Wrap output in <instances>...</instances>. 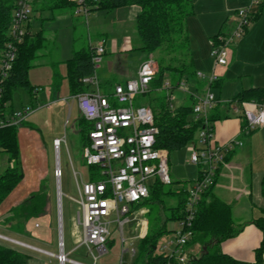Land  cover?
I'll return each mask as SVG.
<instances>
[{
    "label": "rangeland",
    "instance_id": "rangeland-1",
    "mask_svg": "<svg viewBox=\"0 0 264 264\" xmlns=\"http://www.w3.org/2000/svg\"><path fill=\"white\" fill-rule=\"evenodd\" d=\"M252 0H247L244 4L240 0H193V14L187 20V35L189 40L184 42L180 48L158 49L151 53L157 63L161 60L164 65L179 66L190 63L195 57L201 59L208 55L211 44V37L220 31H230L232 25L237 22V11L246 8ZM39 4V2L37 3ZM42 4L39 5V8ZM260 10V4L255 5L253 12ZM140 12L137 5L118 7L111 11L93 10L88 15L77 14L69 7L62 10H34L30 15L31 30L34 34L43 31L46 37L45 47L39 52V57L35 60V66L29 71V80L32 87L47 94L52 88L49 84L52 80L53 71L60 70L64 75V86L60 89V97H64L52 103L50 107H45L48 100L40 101L38 97H33L25 87H18L12 96V103L15 110L20 111L23 106H30L35 109L30 118L18 128V138L20 145V157L18 160L11 159L9 153L0 152V174L9 166H20L23 168L27 181L37 183L48 195V213L41 219L32 221L27 226L28 233L21 236L14 229H3L0 233L9 237L21 240L34 247H42L46 250L58 253L60 251V240L63 239L65 252L69 258L92 263V258L87 254L86 246L76 248L82 238V227L78 225V214L80 206L71 198H78V187L75 178V171L82 174L86 180L89 169L84 157V139L88 135L87 123L80 124L81 117L79 100L70 96V88L66 86V76H68L67 60L73 56L74 51L90 46L97 47L104 44L107 53L100 66H108V62H116V58H126L127 65L131 68L132 77L137 76V68L140 60L146 57V53L133 48L141 44V39L137 33L135 17ZM236 14V17H235ZM64 15V16H63ZM236 21V22H235ZM253 21L249 22L248 28ZM247 28V29H248ZM183 39L181 38L180 41ZM238 39L233 43L236 44ZM131 47L132 49H130ZM211 46V50H212ZM126 49H129L126 51ZM127 54V55H126ZM125 59V60H126ZM63 61L56 66L52 62ZM59 66V68H58ZM97 78H101V90L108 94L113 91L114 84L107 78L98 76L102 71L101 67L96 69ZM158 70V65H157ZM45 87V88H39ZM92 87V86H91ZM93 88V87H92ZM172 94L181 97L186 94L179 90H172ZM171 90L163 88L150 93L137 95L134 99V106H151L160 108L162 101L171 104L172 108L178 109L182 106L180 100H171ZM40 97H42L40 95ZM188 100L185 103H190ZM44 104V105H43ZM44 106V107H42ZM39 107H42L37 111ZM32 116V117H31ZM62 139L59 154L54 147V139ZM60 160L63 176L60 187L62 191V233L59 231V194L58 181L54 176V169ZM39 167V171L33 172V167ZM200 166L191 161V151L189 146L173 151L170 154V174L175 181H190L191 184L198 178ZM162 184V183H159ZM155 186V185H154ZM164 190L169 187L176 189L178 184L169 186L161 185ZM143 207L153 208L151 214L145 216L153 225V216L159 211V203H145ZM168 215L170 212L167 211ZM144 215H136L124 226V235L129 239V244H133L139 252L140 224ZM150 219V220H149ZM110 229L112 232L111 242L108 243V253L101 256L97 264H120L122 250V238L116 214H112ZM38 221L40 227H36ZM3 224L16 228V221L11 219L3 221ZM149 227V222H148ZM167 233L162 236L159 246H170L176 241L179 223L176 220H169L166 226ZM7 245L13 246L29 255L28 264H60L55 259L43 255L34 250L15 245L4 241ZM175 246V245H174ZM174 246H170L171 251ZM125 264H136L137 255L132 258L130 252L124 254ZM65 264H71L66 262Z\"/></svg>",
    "mask_w": 264,
    "mask_h": 264
},
{
    "label": "built area",
    "instance_id": "built-area-1",
    "mask_svg": "<svg viewBox=\"0 0 264 264\" xmlns=\"http://www.w3.org/2000/svg\"><path fill=\"white\" fill-rule=\"evenodd\" d=\"M36 0H14L11 22L6 33L3 47L0 49V129L10 126H21L35 111L30 106H23L20 111L13 109V103L5 98L6 85L12 74L19 48L23 44L28 32L30 15ZM76 5V13L88 15L92 5L90 0H70ZM97 1V0H94ZM261 0H252L246 8L237 11V22L230 31H223L215 39L211 56L216 65H227L229 47L236 39L243 37L249 22L255 14L253 8ZM106 48L104 44L94 47L92 61L97 69L104 60ZM157 73V62L152 56L146 57L138 68L135 78L116 83L113 91L105 94L101 90V83L96 71L86 76L82 82L89 86V90L75 95L79 100L81 117L91 127L88 130V142L84 146L83 157L87 164L95 166L96 179L85 180L82 174L75 171L78 187V198H71L80 206L78 225L82 227L83 237L76 248L82 245L88 249L92 263L71 259L65 252L64 241L60 240V251L56 257L60 264H97L101 256L108 253L109 239L112 237L110 224L112 214H116L121 231L122 256L120 264H125L124 254L130 252L132 258L137 255V249L129 244L124 235V226L136 215H145L146 207H137L150 195L152 186L157 183L171 184L170 155L165 148L157 147L156 135L159 132L155 123V114L151 106H134L137 95L149 91V86ZM199 78L205 79L209 85L217 80L215 73L197 72ZM167 81L165 86H169ZM184 82H180V89L186 91ZM93 88H92V87ZM39 90L35 89L37 94ZM195 99L193 120L201 121L204 125L199 130L196 140L188 144L191 151V161L200 166V176L189 188L186 218L178 221L176 241L170 246L161 247L163 252L177 256L181 263L189 260L192 250H185V246L192 236L190 230L195 217L197 206L203 191L212 185L219 167L225 163L227 153L243 141L232 138L225 144L213 142L214 126L210 120L211 111L216 107L218 99L208 88L204 94H192ZM245 126L243 133L258 129L264 124V96L262 101H243L240 103ZM62 139L54 140V147L58 154ZM54 176L58 181L59 194V231L62 233V191L60 187L63 172L58 159L54 169ZM138 238H143L141 230L147 224L142 218ZM38 226V224H37ZM0 239L14 243L21 247L42 250L21 240L0 233ZM43 251V250H42Z\"/></svg>",
    "mask_w": 264,
    "mask_h": 264
},
{
    "label": "trees",
    "instance_id": "trees-1",
    "mask_svg": "<svg viewBox=\"0 0 264 264\" xmlns=\"http://www.w3.org/2000/svg\"><path fill=\"white\" fill-rule=\"evenodd\" d=\"M36 2L42 4L40 10H65L69 7L76 9V5L70 0H36L33 11L36 10ZM89 4L92 5L91 10L105 11L123 6H139L140 12L136 17L135 25L141 44L133 49L145 52L147 57L160 48L167 50L180 48L185 40H189L186 20L193 14V0H90ZM13 7L14 0H0V49L6 39ZM263 8L264 0H261L260 10L252 16L251 21L259 18ZM222 32L216 34L213 39ZM181 38L182 41H180ZM45 41L44 32L40 31L34 34L29 22L27 35L19 48L12 74L6 85L5 98L7 100L12 101L13 93L18 87H25L33 97L35 96L34 90L36 88L30 84L29 71L35 66V60L39 57L41 49L45 47ZM93 54L94 47L90 46L77 50L73 57L67 60L68 80L72 95L89 90V86L85 85L82 79L93 75L96 71L92 61ZM172 70L188 76L194 75L196 72L193 61L184 63L179 67L164 65L163 61L160 60L157 73L150 83L147 93L163 89L166 83V74ZM263 96L264 91L249 89L239 93L233 101L254 100L260 102ZM190 101V103L183 104L178 109L172 108V102L166 104L163 101L160 108L152 107L155 114V123L159 129L156 135V145L165 148L169 155L171 152L180 150L196 140L199 130L204 125L201 121L193 120L195 104L193 95L190 96ZM13 109H15L14 105ZM210 120L213 123L216 117L211 115ZM79 123H87V130L91 127V124L83 117H80ZM18 128L19 126H10L0 129V152L9 153L10 158L16 160L20 157ZM84 141L87 144V136ZM87 165L89 169L86 180L96 179L97 168ZM23 178L24 172L20 166H9L0 174V206ZM198 178H201L200 170ZM195 181L189 184L190 181L188 180H172L169 186L178 184V187L176 189L169 187L167 190L163 189L161 186L163 184L157 183L152 186L149 197L137 206L141 207L145 203L155 202L160 204L159 211L153 216V225L151 226L152 222L149 219L148 232L140 239L136 264H264V210L263 216L254 220V223L261 229L263 234L262 241L255 252V261L238 260L221 250V244L236 236L240 228L233 220L231 206L220 200L213 192L216 178L214 183L201 194L190 227L192 236L185 246V250L189 251L195 245H199V252L190 254L188 262L181 263L177 256L162 251L159 242L162 236L167 233L168 221L176 220L178 222L186 218L188 191ZM147 209L146 215L151 214L153 208ZM167 211L170 212V215ZM11 212L16 221V229L21 231L28 221L39 219L48 213V195L40 186L38 191L14 206ZM111 241L110 238L109 243H112ZM28 261V254L0 241V264H28Z\"/></svg>",
    "mask_w": 264,
    "mask_h": 264
},
{
    "label": "crops",
    "instance_id": "crops-1",
    "mask_svg": "<svg viewBox=\"0 0 264 264\" xmlns=\"http://www.w3.org/2000/svg\"><path fill=\"white\" fill-rule=\"evenodd\" d=\"M240 1L244 4L247 0ZM37 3L35 8L36 10H40V4ZM231 27L233 28L234 25ZM216 34L218 33H215L211 37L208 55L201 59H198V57L193 59L195 74L188 76L187 74L172 70L166 74V82L168 81L170 85L164 86L163 88L171 90V100H180L183 104H187L185 102L190 100L192 94L197 92L204 94L210 88L218 99L216 107L211 111V115L216 117V120L213 121V142L225 144L232 138H238L243 141V145L237 146L227 153L225 163L219 167L213 192L220 200L231 206L233 220L240 228L236 236L221 244V250L238 260L253 262L256 259V249L259 247L263 238L262 231L254 223V220L263 216L264 210V124L249 134L243 133L245 120L240 106L241 102L233 101V99L244 90L260 89L264 91V8L259 18L253 21L251 27L247 29L245 35L239 38L235 45L229 47L228 63L224 66L216 65L214 58L211 56V46L213 47L214 44L213 37ZM105 48L107 53V47L105 46ZM129 48L132 49L131 47ZM146 57L141 58L140 64ZM125 59L122 57L116 58L114 65L112 62H108L107 68L106 66L103 68L99 66L98 68L101 67L102 71L98 76L109 78L108 81L114 85L133 78L130 71L131 68L128 67L127 59ZM60 63L61 61L52 62L51 64L54 66L59 64L60 66ZM181 66L179 65V67ZM199 71L208 75L214 72L217 80L209 85L205 79L197 76V72ZM64 78L60 70L53 71L52 80L49 84V88H52L50 92L45 94L44 90L42 93L39 90L35 97H38L40 101L44 99L48 100V102L44 103L45 107H50L52 103L61 100L64 97H60L59 88L64 86ZM98 79L101 82V78ZM180 82H184L186 91L180 89ZM66 86L70 88L68 76H66ZM172 90H179L186 94L178 97L172 94ZM70 96L75 97L72 94ZM42 107H39L37 111ZM39 169V167L36 168L34 166L33 172H37ZM39 189V181L32 183V181H27L24 176L23 180L0 206V227L3 229H14L13 231L16 230L21 236H24L25 233L27 234V226L32 220L28 221L21 231L10 227L11 225H4L3 221L15 220L11 209ZM145 216L146 214L143 218ZM145 219L147 220V224L142 228L141 235L147 234L148 232L149 221L147 218ZM35 226L40 227V223L36 221ZM138 237L139 234H137V237L132 238ZM38 248L43 251L31 250L57 259V253L42 247ZM199 248V245H195L190 250L198 253Z\"/></svg>",
    "mask_w": 264,
    "mask_h": 264
}]
</instances>
